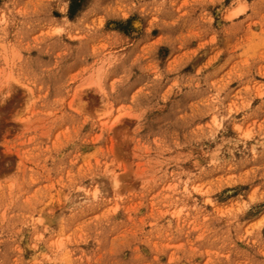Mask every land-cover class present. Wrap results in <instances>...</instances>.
<instances>
[{
    "label": "rangeland",
    "instance_id": "obj_1",
    "mask_svg": "<svg viewBox=\"0 0 264 264\" xmlns=\"http://www.w3.org/2000/svg\"><path fill=\"white\" fill-rule=\"evenodd\" d=\"M0 264H264V0H0Z\"/></svg>",
    "mask_w": 264,
    "mask_h": 264
}]
</instances>
